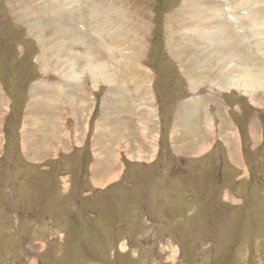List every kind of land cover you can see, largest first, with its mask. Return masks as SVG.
Masks as SVG:
<instances>
[{"label":"rangeland","instance_id":"374dc122","mask_svg":"<svg viewBox=\"0 0 264 264\" xmlns=\"http://www.w3.org/2000/svg\"><path fill=\"white\" fill-rule=\"evenodd\" d=\"M160 3L0 0V264H264V101L228 87L201 37L229 20L264 68V0ZM76 35L106 83L81 62L59 81Z\"/></svg>","mask_w":264,"mask_h":264},{"label":"bare ground","instance_id":"6f19581e","mask_svg":"<svg viewBox=\"0 0 264 264\" xmlns=\"http://www.w3.org/2000/svg\"><path fill=\"white\" fill-rule=\"evenodd\" d=\"M218 8V7H216ZM225 23L220 22L221 27H217L216 31H210L208 29H206V33L205 35H201L202 39L205 40L206 42V46L204 45V47H202V51L203 50H211V52L214 54V59L216 60L217 66H223L224 68H226V79L225 82L228 84V87H232L236 90V92H239L240 95H244L246 94V97L249 99V101L253 104H255L256 102H258V98L256 97V100H254L253 96L256 94H259V96H261V99H263L264 101V68H262L260 66V68H256L255 67V62L254 60H250L249 57H245V54H249V53H244L242 56H240V50L242 49V47H244L245 45L242 43L237 42V38L235 36V34H233L232 30L228 27H226L229 24V20H221ZM100 22V21H99ZM126 22V21H125ZM198 22V21H197ZM103 23V22H102ZM127 23V22H126ZM129 24V21H128ZM127 24V26H128ZM133 24V23H132ZM123 25H126L125 23ZM130 25V24H129ZM231 25V24H230ZM189 27V26H188ZM190 29H194L196 30V32H192L195 33H201L203 31H199V29L192 27ZM124 30V29H122ZM95 32V31H94ZM107 32V31H106ZM259 32V31H258ZM104 33V32H102ZM79 34V33H78ZM106 34H110V32L106 33ZM72 35V34H71ZM101 35V34H100ZM113 35V34H112ZM67 36H69L67 34ZM105 36V35H104ZM101 37V36H100ZM122 38V37H121ZM123 39V38H122ZM243 39V38H242ZM64 40L68 43L65 44L66 46H68V50L63 49L64 47L62 46V48H60L61 50L60 53L57 52L56 50V54L54 55L55 61L53 64V69L58 70V74H61V78L59 79V81H63L64 83L68 84L69 82H71V85L75 88L76 84H78V80H80L81 78L79 77V74H77L78 68L80 67L79 62L82 63L85 71H87V73L90 75L89 78H91L92 82H98L100 79L101 80H105V83L107 82V78L108 76H113V74H109L108 68L105 64H102L100 62H96V59L94 57H92L91 54H89L88 52L83 53L82 51H78V53H76L74 46L75 43L78 42L79 40V36H70L67 39L64 38ZM241 40V39H240ZM70 43V45H69ZM236 43H239V45H237ZM145 44V43H144ZM264 44V43H263ZM56 47L58 46L57 44L55 45ZM145 46V45H144ZM264 46V45H263ZM142 47V46H141ZM172 47V46H171ZM108 48V47H107ZM146 48V47H145ZM116 49V48H115ZM144 49V48H143ZM142 49V50H143ZM141 50V51H142ZM258 50V49H257ZM114 51V50H113ZM243 52V51H242ZM55 53V52H54ZM142 53H144L142 51ZM211 53V54H212ZM242 54V53H241ZM264 54V53H263ZM107 55V53H106ZM94 56V55H93ZM112 56V55H111ZM108 57V56H107ZM110 57V56H109ZM134 57V56H133ZM212 57L211 55H209V58ZM111 58V57H110ZM213 58V57H212ZM39 62L42 63L44 65V67L47 65V60L46 57H40L38 58ZM60 59H66L67 63L66 65H70V67H66L65 69L62 68V64L59 65L61 63ZM137 60V59H136ZM237 60V61H236ZM100 61V60H99ZM104 62V61H103ZM213 63V62H211ZM144 64V63H143ZM81 65V66H82ZM258 65V64H257ZM131 66V64H130ZM259 66V65H258ZM127 67V66H126ZM133 67V66H132ZM264 67V66H263ZM208 68V67H207ZM140 69V68H139ZM176 69V68H175ZM215 69V68H214ZM213 69V70H214ZM131 71V70H130ZM144 71V70H143ZM79 72V71H78ZM234 73V75L232 74ZM152 74V72H151ZM231 74V76L228 78V76ZM87 75V74H86ZM148 75V74H147ZM139 76V75H138ZM100 77V78H99ZM84 78V77H83ZM114 79V78H113ZM139 79V78H138ZM142 79V78H141ZM140 79V80H141ZM148 79V78H147ZM116 80V79H115ZM150 80V78H149ZM112 81V80H111ZM152 81V80H151ZM104 83V82H103ZM119 83V82H118ZM117 83V85H118ZM145 83V82H144ZM152 83V82H151ZM116 84V82H115ZM113 84L112 86L109 87V90H111V92H115L117 90L116 85ZM108 85V83H107ZM147 85V84H146ZM53 86L56 88H54V92L51 96H47L46 97V101L43 102V104L46 106L45 109H48L49 111H52V108L54 106H56L57 104L59 105L61 102H63L64 99H62V95L64 94V92L61 90V87L57 85V83H54ZM98 86V85H97ZM144 86V85H143ZM150 88V87H149ZM224 88V87H223ZM146 87L143 89V91H145V94L147 96V98H149L148 96L150 95V90L147 88V90H145ZM195 89V88H194ZM193 89V90H194ZM76 90V89H75ZM220 90V89H219ZM125 91V90H123ZM215 91V90H214ZM35 91H33L32 93L34 94ZM110 92V93H111ZM126 93V92H125ZM153 94V93H152ZM109 95V94H108ZM133 96V95H132ZM118 97V96H117ZM164 97V96H163ZM199 97V96H198ZM108 99V98H107ZM107 99H105L107 101ZM115 99V98H114ZM113 99V100H114ZM74 100V99H73ZM136 100V99H135ZM82 102V100H80ZM109 101V100H108ZM144 101V100H143ZM114 102H117L116 100H114ZM120 102V101H119ZM197 102V101H196ZM74 103H76V101L71 102L70 104V110L75 111L74 113L77 112H83L88 110L87 104L86 102L84 103H77L74 105ZM106 103V102H105ZM84 104V105H83ZM140 105V104H139ZM146 105V104H145ZM178 105V104H177ZM194 105V104H192ZM119 106V105H118ZM184 106V105H183ZM197 106V105H196ZM206 106V105H205ZM43 107V106H42ZM63 107V106H62ZM186 107V106H185ZM44 108V107H43ZM143 108V107H142ZM209 108V107H208ZM155 109V108H154ZM3 110V109H2ZM1 110V111H2ZM153 110V109H152ZM183 110V109H182ZM193 110V109H192ZM157 111V110H156ZM180 111V110H179ZM196 111V110H195ZM125 112V111H124ZM137 112V111H136ZM159 112V111H158ZM116 113V111H115ZM137 114V113H136ZM156 114V113H155ZM198 114V112H197ZM2 115V114H1ZM111 115V114H110ZM138 115V114H137ZM181 115V113H180ZM77 116V114L75 115ZM136 116V115H135ZM141 116V115H140ZM71 117V116H70ZM78 117V116H77ZM179 117V115H178ZM144 118V117H143ZM204 118V117H203ZM206 118V117H205ZM143 120V119H142ZM152 122V119H150ZM33 121V120H32ZM77 121V120H76ZM88 121V120H87ZM120 121V120H119ZM141 121V120H140ZM34 122V121H33ZM44 122V120H43ZM102 121H99V123H101ZM97 123V124H99ZM143 123V122H142ZM213 123V122H212ZM54 124V123H53ZM212 125V124H211ZM33 125H31L32 127ZM43 125H41L42 127ZM56 126V124H55ZM207 126H210V123H207ZM27 127V126H26ZM25 128V130L23 129L22 134H23V138L25 137L24 135L27 134V129ZM53 129L52 131H54L55 127L52 126ZM211 127V126H210ZM109 128V127H108ZM127 128V127H126ZM139 128H141L139 126ZM129 130V129H128ZM26 131V132H25ZM131 131V130H129ZM200 131V130H198ZM130 133V132H129ZM128 133V134H129ZM144 134L147 135V132L145 131V129L141 128V135ZM155 134V133H154ZM153 134V135H154ZM208 136L207 138H211L213 136L212 134V130L208 129L207 133ZM130 135V134H129ZM152 136V135H151ZM27 137V136H26ZM132 137V133L131 136ZM133 138V137H132ZM146 138V137H144ZM174 138V137H173ZM25 139V138H24ZM157 139V138H156ZM213 139V138H212ZM209 142V141H208ZM205 140L202 142L200 141L198 144H201L202 148H199L203 151L206 150V143ZM125 145L127 143H124ZM198 144L196 145V147L198 146ZM150 148H152V150H154V146L152 144H150ZM197 149V148H196ZM101 152V151H98ZM107 155V154H106ZM108 162V161H107ZM113 169V168H112Z\"/></svg>","mask_w":264,"mask_h":264},{"label":"crops","instance_id":"0c3cea01","mask_svg":"<svg viewBox=\"0 0 264 264\" xmlns=\"http://www.w3.org/2000/svg\"><path fill=\"white\" fill-rule=\"evenodd\" d=\"M82 86V85H81ZM115 109V108H114ZM111 117H114V118H118L116 115L114 116H111ZM258 134L254 136L253 138V142L256 141V138H257ZM252 139V138H251ZM262 142V137L261 135L258 136V140L256 141V145H259V143ZM233 157V156H232ZM234 161V160H233ZM231 161V162H233ZM245 164V163H244Z\"/></svg>","mask_w":264,"mask_h":264},{"label":"trees","instance_id":"16d2710c","mask_svg":"<svg viewBox=\"0 0 264 264\" xmlns=\"http://www.w3.org/2000/svg\"><path fill=\"white\" fill-rule=\"evenodd\" d=\"M160 6H161L160 0H155V11H156V12H158L157 9H159ZM158 13H160V12H158ZM153 42H154V41H153Z\"/></svg>","mask_w":264,"mask_h":264}]
</instances>
